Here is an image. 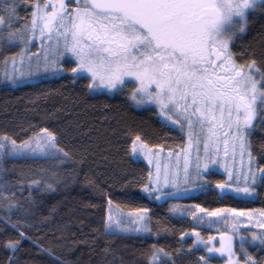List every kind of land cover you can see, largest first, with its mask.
Masks as SVG:
<instances>
[{
  "label": "trees",
  "instance_id": "trees-1",
  "mask_svg": "<svg viewBox=\"0 0 264 264\" xmlns=\"http://www.w3.org/2000/svg\"><path fill=\"white\" fill-rule=\"evenodd\" d=\"M31 3L16 0L13 29L29 22ZM247 16L246 32L233 43L241 63L253 54L259 61L264 53V12L249 11ZM8 31L5 25V36ZM21 47L4 42L0 47V72L5 60L18 56ZM69 61L64 59L61 65L66 71L60 75L18 85L0 81V138L7 136L19 145L47 128L71 156L64 163L56 156L39 154L0 156V264H10L9 257L14 264H150L153 245L170 254L168 264H202L201 256H207L211 264H223L221 258L193 247L194 237L188 233L197 231L208 237L232 230L230 223L219 220L209 229L203 221L194 219V215L207 214L196 206L208 211H264V185L258 182L248 196L222 193L216 185L226 182L225 174L210 171L204 176L203 187L194 194L157 202L143 191L152 170L134 158L133 141L140 136V142L150 148L182 149L184 133L161 120L155 107H136L129 98L131 85L108 93L90 90L88 79L74 82L67 69L75 64ZM250 139L253 155L264 165V130H254ZM33 180L51 183L54 190H43V184L30 189ZM109 200L122 213L148 209L151 231L106 234ZM9 203L15 207L9 210ZM240 218L234 223H243ZM251 223L242 225L238 234L250 239L251 232L264 231ZM13 224L27 237L15 253L3 246L7 240L19 238ZM239 235L234 245L238 259ZM244 246L259 264H264V247L259 242L244 241Z\"/></svg>",
  "mask_w": 264,
  "mask_h": 264
},
{
  "label": "snow or ice",
  "instance_id": "snow-or-ice-1",
  "mask_svg": "<svg viewBox=\"0 0 264 264\" xmlns=\"http://www.w3.org/2000/svg\"><path fill=\"white\" fill-rule=\"evenodd\" d=\"M31 7L30 22L13 29L16 0H0V12L4 13L0 15V47L5 41L10 45L26 46L32 40H40L45 53L42 67L39 62L33 66L29 60L25 69V47H21V67H16L13 56V73H5L10 83L16 85L41 70L53 74L64 72L66 69L60 61L67 56L69 62L75 64L67 69L74 82L88 79L90 90L103 88L110 92H120L131 85L129 98L137 105H155L164 121L182 132L186 129L189 147L194 137L196 143L202 140L204 156H196L194 172L190 171L186 147L183 149L182 177L179 172L168 170L161 174L158 167L155 176L149 171L144 192L151 196L169 185L178 188L191 180L203 179L202 171L219 162L221 143L225 156L231 150L235 158L239 150L242 166L247 155V170L235 173L237 187L234 192L251 195L258 182L264 185V165L253 155L250 139L254 130H264V53L259 61L253 54L241 63L231 47L247 30L248 11L264 12V0H74V5L73 0H32ZM5 25L9 29L6 36ZM140 141V136H136L133 151L139 144L140 154L151 164L152 150ZM261 150L264 157V144ZM36 153L56 156L60 163L71 159L59 146L56 135L47 128H41L39 133L19 145L7 136L0 138V156ZM225 171L231 181L233 171L228 167ZM241 176L243 187L239 186ZM41 184L43 190H54L51 183L41 180L31 181L29 188H39ZM228 186V182L216 185L220 189ZM108 203L111 205L112 201ZM7 207L10 210L15 205L9 203ZM196 208L213 217L225 212L234 216L248 215L235 209L208 211L199 205ZM148 211L141 208L129 214L137 231H151L145 224ZM260 215L264 217V211H260ZM194 219L202 221V217L195 215ZM238 223L233 224V236L221 232L219 248L209 247L199 238V233L193 232L197 237L193 247L205 244L210 255H227V264H259L245 248L244 241L259 242L264 247V231L251 232L248 239L238 234ZM123 224L125 220L108 215L104 221L105 233L128 231ZM255 226L264 229V219L257 221ZM12 227L19 231L16 224ZM237 235L241 241L240 258L234 259L237 252L233 240ZM26 238L25 233L19 231V238L9 239L3 246L15 253ZM213 239L209 237L208 243ZM170 259L168 252L153 245L150 264H168ZM200 261L211 264L207 256H201ZM9 262L14 264L13 257H9Z\"/></svg>",
  "mask_w": 264,
  "mask_h": 264
},
{
  "label": "rangeland",
  "instance_id": "rangeland-1",
  "mask_svg": "<svg viewBox=\"0 0 264 264\" xmlns=\"http://www.w3.org/2000/svg\"><path fill=\"white\" fill-rule=\"evenodd\" d=\"M73 5H74V0H73ZM251 12V10H249ZM248 11V13H249ZM247 13V15H248ZM31 19V17H30ZM29 19V22H30ZM38 35V33H37ZM25 47V54H24V68H27V64L29 62V60L31 61V64L33 66H35L37 64V62L40 63L41 67L43 66L44 63V49L41 46V42L40 40H32V42L26 46H22ZM16 57V67L20 68L21 64H20V53L18 56ZM65 58H69L70 57H64L61 59L60 64L63 63ZM12 58H10L8 60V63L5 64L3 70L0 72V81L1 82H8V84L10 83L7 78L5 77V73H13V65H12ZM59 73L53 74L51 72L45 73L41 70V72L39 74L36 75H32L30 77H25L22 81H20L18 84L21 83H25V82H33L36 81L40 78H44L47 76H52V75H58ZM62 74V72L60 73ZM59 74V75H60ZM16 84V85H18ZM10 85H13L12 83H10ZM99 92H108V93H114L115 91H108L107 89H99L96 90ZM134 103V102H133ZM135 104V103H134ZM153 106L155 107V105H151V104H145V105H137L135 104L136 107L140 108L143 106ZM156 109V107H155ZM157 110V109H156ZM158 112V110H157ZM159 115V114H158ZM161 120H163L162 117H160ZM164 121V120H163ZM167 122V121H165ZM170 123V122H167ZM171 124V123H170ZM174 127L178 128L177 126L173 125ZM179 129V128H178ZM185 137H186V141L185 144L183 145L182 149H175V150H164L161 148H150L152 150V162L151 164L149 163V161L147 159L144 158L143 155L140 154V146L139 144L135 145V149L136 151L134 152V144L132 147V153L135 159L137 160H141L143 162H145L152 170L153 176H155L157 168L159 167L161 174H163V172L165 170H168L169 172H179L181 177L183 175V163H184V153H183V149H185L186 147L188 148V152H189V156H190V163H191V167H190V171L194 172L195 171V158L197 155H200L201 157L204 156V145L203 142L201 140L200 143H196V138H193V141L191 143V146L189 147V140H188V136L186 135V129L185 131H183ZM141 144H144L142 142H140ZM32 147H35V144L33 143ZM223 144L221 143L219 145V155L217 156L218 159V163L215 164H210L207 171H202V175H203V179H195V180H191L189 183L187 184H181L178 188H173L170 185L164 189H162L161 192H156L154 194H152L151 196H153L155 198V200L159 203H163L168 199H178V197H183V196H188L189 194H194L195 192H197L198 190H200L203 185H204V176L210 172V171H217V172H221L223 174H225L226 176V182H228V187H225L224 189H220L217 188L220 192L222 193H226V192H230L239 196H248V195H244L243 193H236L233 191V189L235 187H237V181H236V176L235 173L241 170L246 171L247 170V155L244 156V163L243 166L241 164V157L239 155V150L237 149V154L235 156V158H233L232 154H231V150H229V155L225 156L224 155V151H223ZM214 151V149H213ZM39 154V153H36ZM42 155V154H39ZM202 166H203V161H202ZM225 167H228L230 170L233 171L234 175L231 181H229V177H228V173L225 171ZM239 186L243 187L244 186V180H243V176L240 177L239 179ZM163 193H169V195H165ZM159 196L160 199H157L156 197ZM111 212V213H110ZM109 213L108 215H112L113 217H115L116 219H123L126 221V224H123L122 227H127L129 230L128 231H119L116 230L114 231V233H123V232H127V233H146L147 231H137L136 227L137 225L132 223V217L129 216L130 213H122L119 210H117L116 207L114 206H110L109 208ZM248 215L242 216V219L240 218L239 221H243V223H239V226L237 227V230H239L240 227H242V225H246L249 222H252L251 225L255 226L257 224V221L263 219L264 217H262L260 215V211L259 212H247ZM146 215V220H145V224L146 226L149 228V219H148V215L147 213ZM202 216V221L204 222V225L209 228V229H213L217 224L216 222L219 220H225L227 222H229L230 224L228 225V227L232 230L226 231L224 233H226L228 236H233V224L236 221L237 217L239 218L240 216H234L232 213L229 212H225V213H221L219 216L213 217V216H209L208 214H203ZM249 216L252 217L251 220H249ZM247 222L246 224L244 223ZM197 232V231H195ZM193 232L188 233L189 235H192ZM199 233V232H197ZM220 235L221 232L218 234H212L208 237L203 236L202 234L199 233V238L204 240L206 244H208L209 247H220ZM194 240L197 239V237L193 236ZM209 237H214V239L211 241V243H208ZM233 245H235V239L233 240ZM197 248L203 249L209 256H217L219 258H221L223 260V264H227V255L224 256H220L219 253H213V254H209L207 252V249L205 247V244H197L196 245ZM152 258V257H151ZM150 258V259H151ZM234 259H238L237 256Z\"/></svg>",
  "mask_w": 264,
  "mask_h": 264
},
{
  "label": "flooded vegetation",
  "instance_id": "flooded-vegetation-1",
  "mask_svg": "<svg viewBox=\"0 0 264 264\" xmlns=\"http://www.w3.org/2000/svg\"><path fill=\"white\" fill-rule=\"evenodd\" d=\"M232 49H233V44L231 45Z\"/></svg>",
  "mask_w": 264,
  "mask_h": 264
}]
</instances>
